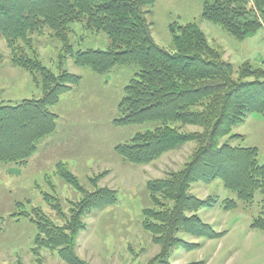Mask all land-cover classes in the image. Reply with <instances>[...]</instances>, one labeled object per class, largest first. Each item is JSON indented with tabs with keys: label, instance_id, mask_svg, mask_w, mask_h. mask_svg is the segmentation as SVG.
<instances>
[{
	"label": "trees",
	"instance_id": "obj_1",
	"mask_svg": "<svg viewBox=\"0 0 264 264\" xmlns=\"http://www.w3.org/2000/svg\"><path fill=\"white\" fill-rule=\"evenodd\" d=\"M155 0H0V38L10 50V62L29 70L42 87L39 98L17 104L0 102V164H25L37 143L56 127V115L49 110L63 93L80 81L67 69L58 73L30 57L24 49L31 35L53 34L65 41L76 65L102 73L116 65L134 64V76L123 87L118 103V125L151 124L115 151L133 164H147L162 154L194 141L182 168L149 178L146 190L152 206L142 209V226L159 246L149 264H171L168 256L176 246L197 248L179 234L194 238H219L216 231L197 214L201 208L216 205V196L197 197L189 192L192 183L220 179L236 199L220 201L224 210L236 208L238 200L246 207L257 190L264 195V163L258 162V148L233 145L227 136L251 112L264 115V59L260 65L242 62L234 76L231 62L211 46L196 22H172L169 30L173 50L158 45L151 35L147 16ZM201 17L220 25L238 39L264 27V0H202ZM83 22L87 30L105 32L106 49H78L67 45L70 23ZM48 31V32H47ZM64 44V45H65ZM3 54L0 51V59ZM195 126V129H184ZM242 136L240 135V138ZM60 175L83 192L70 208L63 226L48 218L36 221L35 243L58 250L69 264H86L74 252L78 231L86 226L84 217L116 202V191L99 187L85 191L62 165ZM250 227L264 232V198L261 213ZM203 260L185 264H204Z\"/></svg>",
	"mask_w": 264,
	"mask_h": 264
},
{
	"label": "rangeland",
	"instance_id": "obj_2",
	"mask_svg": "<svg viewBox=\"0 0 264 264\" xmlns=\"http://www.w3.org/2000/svg\"><path fill=\"white\" fill-rule=\"evenodd\" d=\"M201 12L202 0H155L147 16L154 41L172 51L169 24L196 22L209 44L233 64L235 77L242 62L261 64L264 27L238 39L220 25L203 19ZM66 39L74 52L87 48L106 49L110 44L105 32L87 30L79 21L70 23ZM30 42L24 49L30 57L38 59L54 73L65 68L79 75L80 81L48 107L56 115L55 130L38 141L36 151L27 162L0 164V264H69L59 256L57 249L35 243L36 221L48 218L55 225L63 226L71 206L83 194L60 175L59 165L67 169L85 191L109 187L117 196L114 204L84 217L86 226L75 238L76 255L86 264H149L159 246L152 242L151 233L141 222L142 209L152 206L146 181L182 168L195 142L189 141L147 164L124 160L115 146L151 127L148 123H114L123 87L138 67L116 65L98 73L87 66L76 65L73 56L67 53L65 41L51 32L33 34ZM0 51L3 54L0 102L17 104L23 99L41 97L39 79L26 68L10 62V50L1 38ZM195 128L185 126L184 129ZM231 134L237 135L229 140L233 145L258 148V162L264 163V115L251 112L223 139ZM189 192L200 198L211 195L219 199L216 205L201 208L197 214L216 231L225 233L214 239L180 233L183 240L200 246L174 247L168 256L169 263L203 260L204 264H264V232L250 227L252 218L261 213L264 198L261 191L255 192L253 203L247 207L238 200L239 205L230 210H224L220 201L236 199V194L224 187L220 179L194 182Z\"/></svg>",
	"mask_w": 264,
	"mask_h": 264
}]
</instances>
